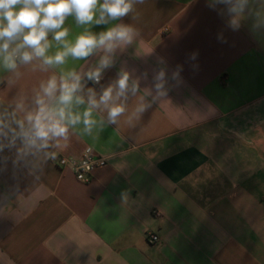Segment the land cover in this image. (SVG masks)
I'll use <instances>...</instances> for the list:
<instances>
[{"label": "crops", "instance_id": "obj_1", "mask_svg": "<svg viewBox=\"0 0 264 264\" xmlns=\"http://www.w3.org/2000/svg\"><path fill=\"white\" fill-rule=\"evenodd\" d=\"M116 23L140 36L87 87L99 93L128 70L140 84L131 112L141 96L153 102L164 71L167 94L134 126L124 116L71 136L58 154L90 146L107 157L88 182L49 161L41 172L14 165V150L0 153V264H264V28L253 29L250 15L233 28L227 6L213 0H145L108 25L69 16L64 27L74 42ZM101 55L69 57L63 68L86 72ZM18 72L0 69V104L31 103L60 69L34 61Z\"/></svg>", "mask_w": 264, "mask_h": 264}, {"label": "clouds", "instance_id": "obj_2", "mask_svg": "<svg viewBox=\"0 0 264 264\" xmlns=\"http://www.w3.org/2000/svg\"><path fill=\"white\" fill-rule=\"evenodd\" d=\"M213 2L227 6L233 28H239L246 15L254 17L253 29L264 28V0ZM143 3L145 0H0V69L16 78L21 65L34 61L39 62L41 71L60 69L59 76L41 81L31 103L21 97L7 106L0 104V153L6 148L14 150V165L23 163L42 172L43 165L69 146L73 134L91 136L97 128L118 125L124 116L126 123L134 126L158 97L166 96L164 71L155 77L157 96L153 102L141 96L131 112L129 100L138 96L140 84L128 70L121 69L99 93L87 87L88 82L99 84L104 71L114 66L117 50L132 45L140 36L134 26L116 23L99 33L85 30L74 42L67 39L69 29L64 27L69 16L79 26L108 25L129 16L135 5ZM138 18V14L133 17ZM49 33L58 46L54 54H49ZM101 50L103 55L88 71L64 70L69 57L86 60ZM8 83L15 80L10 78Z\"/></svg>", "mask_w": 264, "mask_h": 264}, {"label": "built area", "instance_id": "obj_3", "mask_svg": "<svg viewBox=\"0 0 264 264\" xmlns=\"http://www.w3.org/2000/svg\"><path fill=\"white\" fill-rule=\"evenodd\" d=\"M107 157L93 151L90 146H86L79 156H65L57 154L55 160L50 163L59 168H67L72 171L75 179L80 182H88L92 173L106 165ZM146 240L149 243L159 241V237L151 232H146Z\"/></svg>", "mask_w": 264, "mask_h": 264}]
</instances>
